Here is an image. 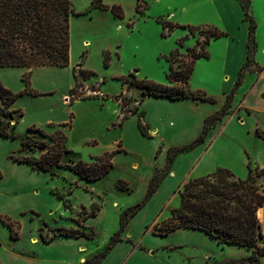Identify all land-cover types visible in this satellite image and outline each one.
<instances>
[{
  "label": "crops",
  "instance_id": "crops-1",
  "mask_svg": "<svg viewBox=\"0 0 264 264\" xmlns=\"http://www.w3.org/2000/svg\"><path fill=\"white\" fill-rule=\"evenodd\" d=\"M227 2L233 3L239 12L237 20L231 23L232 30L225 28L226 32L224 31L226 39L233 42L235 32L240 27L239 24L245 20L241 19L243 11L239 1L227 0ZM249 3V9H253V15L257 19L255 56H253L249 70H246L242 83L240 82L232 94L233 101H235L234 108L231 109L232 113L225 120H221L222 125L207 145L204 146L203 142L186 152L173 156L170 162L167 160V153L170 149L183 147L195 141L203 132L205 120L222 109L226 101L225 95L229 94L241 67L246 62L247 40L246 44L245 40L242 44V58L235 63L229 76L231 86L219 100L208 95L204 88H190L188 80L190 92L204 93L213 98L214 103L192 99L170 100L162 97H143L139 92L137 94L140 95L141 100L136 114L130 112L129 116L122 121L120 114L114 122H111L110 128L107 127L109 122L104 124L103 129L112 131V138L105 146L107 150L116 151L115 155L124 153L134 157L130 169H133L135 173V181L132 184L127 182V186L133 189L132 195L138 199L135 204L145 198L150 181L156 172L169 168L170 164H173V171L170 176L161 177L154 193L145 205L129 218L126 238L116 242L102 258L100 264H225L229 261L245 259L250 255V252L243 247L221 246L215 239L198 230L178 229L166 236L152 234L154 225L169 218L171 210L179 206L180 199L177 191L187 179L205 176L217 168L228 169L236 177L245 179L249 168L264 169V141L257 138L254 133L256 128L264 130V62L257 60L259 54L264 56V44H261V39L258 37L262 26L260 19L264 18V0H249ZM217 14L223 21V12L219 11ZM213 42L217 41H210L206 47L211 46ZM226 70L227 68L223 67V72ZM29 71H31L29 88L46 97L36 98L37 96L24 92L25 83L22 78ZM227 79V77L224 78V80ZM0 83L14 94L21 93L9 109L23 113L19 123L12 127L14 136L21 133L16 137L18 142L14 141L16 138L0 136V154L5 167L3 170L0 164V216L9 218L19 225L18 237L12 239L8 227L0 221V229L5 233V240L0 238V248L8 254L13 264H79L76 249L81 247L85 240L58 237L52 243H44L37 232L36 219L29 216V214L39 216L44 221L42 201L38 197V192L36 190L34 192L36 186H32L31 192L28 191L29 186L24 183L25 180L18 173L22 176L41 178L44 181L45 191L48 194L45 196L46 200L50 205H54L53 209H56L55 211L48 210V219L51 218L49 223L57 219L60 227L69 228V223L61 219L67 214L63 202L50 192L57 184L48 171L33 169L26 163H16L10 155L18 153L22 148L21 138L30 128L60 129L65 134L66 143L70 140L71 128L68 123L72 115L67 106L73 105L69 97L70 90L75 85L73 69L70 64L66 67L49 66L33 69L3 67L0 68ZM167 85L171 86L170 83ZM92 94H94L92 97L102 96L98 90ZM79 101L80 99L75 100L76 103ZM117 103L119 104V101ZM138 113H143L141 122L147 126L150 138L144 137L137 127ZM236 113L244 116L243 124L238 122ZM238 124L245 128L239 127ZM214 125L212 127H215ZM211 149L217 156L213 163L208 159L212 152H209ZM110 152L105 151V153ZM97 156L101 154L90 156V158ZM180 166L182 170L179 169ZM118 180L126 182L124 179ZM14 182L17 184L14 185ZM81 182L87 186V190L93 184L80 179L79 186L70 192V198H73L75 189L82 187L86 190ZM258 184L264 194V176L258 179ZM97 197L98 195L92 196L80 205L89 208L95 203ZM6 199L8 201L5 207ZM29 200L32 202L29 203ZM102 207L99 208L95 217L87 220L89 227L94 228L93 222L101 216ZM257 216L264 242V204L258 210ZM18 218L22 221L16 220ZM25 222L35 223V231L29 234L26 242L23 241L21 232ZM54 245L63 246L68 252L61 253L55 259L53 256L49 259L42 258L39 250ZM259 264H264V256L259 257Z\"/></svg>",
  "mask_w": 264,
  "mask_h": 264
},
{
  "label": "rangeland",
  "instance_id": "rangeland-1",
  "mask_svg": "<svg viewBox=\"0 0 264 264\" xmlns=\"http://www.w3.org/2000/svg\"><path fill=\"white\" fill-rule=\"evenodd\" d=\"M92 1L71 0L74 11L79 15H73L69 20V64L77 72L79 70L86 71L90 73V76L84 78L82 86L76 88V94L80 98L79 102L76 103L75 100L77 99H73L69 93L73 105L67 106L72 118L68 123L71 130L66 127L70 130V140L67 141L66 148L70 150L63 154L60 168L52 167L48 170L51 178L57 184L52 190L61 194L67 202L66 207H64L67 214L61 219L69 223V228L60 227V222L57 219L49 223L51 218L48 219V210L55 211L56 209H53L54 205H50L46 200L45 196L48 194L45 191L44 181L41 178L22 176L21 173H18L25 180L24 183L29 186L28 191L31 192L32 186H36L34 192L35 190L38 192V197L42 201L41 209L44 221L39 216L29 214L37 221L39 236L41 234L46 239L51 238L52 243L58 237H63L60 234L61 232L63 234L65 230L75 232L71 233L70 238L77 233L82 235L80 238L85 241L81 247L76 249L79 264H100L102 258L99 256L106 247L114 239L124 240L126 238L129 218L124 216V213L138 200L132 195L133 189L127 186L135 181V173L132 171L133 169H130L134 157L124 153L115 155L113 160L104 159L106 164L109 162L112 164L109 172L99 180L93 181L88 190L87 186L81 182L88 192L81 187L75 189L73 198H70V192L79 186L80 179L68 167L79 160L91 164L96 159L103 158V155L106 154L105 151L110 152L105 146L112 138V131L103 129L104 124L109 122L107 127L110 128L111 122H114L120 114L127 117L130 112L138 109L141 97L137 93L141 91L135 87L122 85V79L131 77V74L137 80L146 79L157 84L167 85L169 83L167 74L171 66L176 69L179 64L184 63L187 66L190 63V58L187 55L188 49L192 53L205 49L201 46L203 37L199 31H206V28L209 27L217 28L223 32L225 28L232 30L231 23L233 20H237L239 13L238 8L233 3H228L227 0H140V3L139 0H101L102 5L107 7L105 10L90 9ZM112 7L119 8L120 13L114 14L111 11ZM257 9H259L258 6ZM219 11L224 14L223 21L217 14ZM249 14L255 20L257 30V19L253 15V9H249ZM260 22L262 26L258 37L261 39V44H264V18H261ZM170 25L175 27L168 30L167 27ZM177 26L194 28L193 36L189 34L188 29H181ZM239 26L233 42L222 37L216 40L217 42H213L211 46L206 47L207 58H200L195 61L192 74L188 79L190 88H204L208 95L219 100L231 86L229 76L235 63L241 60L242 44L244 40L246 44L248 38L247 21H243ZM175 51L178 52L177 56H175ZM254 53L255 48L249 54L250 62L247 64L245 62L243 65L241 83L246 70H249L248 68L253 62ZM257 60L264 62V56L259 54ZM223 67L227 68L224 72ZM225 77L228 79L224 80ZM97 90L102 96L92 97L94 95L92 93ZM225 96L227 97V95ZM39 97L46 96L39 94L36 98ZM85 97L91 98L81 99ZM230 101L229 110L233 109L235 105L233 95ZM2 111L0 123L6 126L9 134H12L15 120L4 115L5 108H2ZM16 116L17 114L14 115V117ZM227 117L228 115L222 121ZM236 118L240 124L244 123L243 115L239 116L236 113ZM222 121L216 123L215 127L210 126L207 130L204 146L213 138L217 129L222 125ZM73 122H75L74 125ZM238 126L245 128L243 125L238 124ZM34 129L42 130L43 135L36 131L25 133L21 141L26 136L31 137L32 142L29 143L31 147H24L19 153L10 155L17 159L37 161L40 155L52 144L51 137L56 142L59 139L53 136L57 130L55 128ZM59 131L61 130L59 129ZM20 135L21 133L16 134L15 138ZM14 141L18 142V139L16 138ZM41 143H44V146ZM209 152L211 154L208 159L213 163L217 156H215L213 149ZM100 154L101 156L90 158V156ZM1 158L0 154V164L3 166ZM172 165L170 164L169 168L156 172L154 175L157 178H161L163 175L170 176L173 171ZM2 168L5 170L4 166ZM179 169L182 170V166ZM251 169L257 170V172L264 170L257 167H251ZM118 179H124L126 182ZM13 184L16 185L17 183L14 182ZM97 195L94 204L98 208L103 206V212L93 222L94 229L86 223L91 218L89 214L92 206L85 208L80 204ZM7 201V199L4 201L5 207ZM30 202L32 201L29 200ZM16 220L22 221L21 218ZM34 224V222H25L23 230H20L24 242L28 241L29 234H33L35 231ZM13 230L18 234L19 226L14 225ZM4 235L5 233L0 229L2 240H5ZM261 243L264 245L263 241ZM67 252L66 248L57 245L39 250V254L44 259H49L51 256L55 259L61 253ZM0 264H13L3 248H0Z\"/></svg>",
  "mask_w": 264,
  "mask_h": 264
},
{
  "label": "trees",
  "instance_id": "trees-1",
  "mask_svg": "<svg viewBox=\"0 0 264 264\" xmlns=\"http://www.w3.org/2000/svg\"><path fill=\"white\" fill-rule=\"evenodd\" d=\"M242 11L243 18L248 23L247 38V56L246 64L250 62L249 54L255 48L254 33L256 23L249 14V0H238ZM140 3V0L138 1ZM102 9L107 7L102 5L101 0H93L90 9ZM114 14H119V8L112 7ZM73 15H79L74 11L71 0H0V68L3 67H66L69 65V20ZM174 25L167 27L168 30L174 28ZM181 29H188L190 35L193 36L194 28L177 26ZM198 30L197 28H195ZM203 37L201 43L205 47L212 40H218L225 37L226 34L217 28L209 27L206 31H199ZM181 40L179 41V43ZM178 43V44H179ZM178 52L175 51V56ZM190 63L185 66L184 63L179 64L176 69L170 67L167 74L169 85H161L149 80H137L135 76L125 77L122 79V85L127 87H135L141 91L143 97H162L170 100L192 99L209 103H214V99L206 96L201 92L192 93L188 88V79L193 71L195 61L200 58H207L205 49L200 52H190L187 50ZM244 67H241L238 77L226 97V101L221 110L211 115L205 120V126L202 134L191 144L170 149L167 153V160L170 162L173 156L186 152L194 146L204 142L205 135L210 126L221 121L225 116L232 112L230 108V100L232 94L241 82V73ZM31 71L23 75L22 80L25 83V93L39 95L31 91L29 88V78ZM90 76L89 72L73 69L74 87L70 90L73 99H80L76 94V88L82 86V80ZM129 76V75H128ZM21 93L14 94L5 89L0 83V115L3 114L2 108L6 111L4 115L15 120V126L23 116L21 111L11 110L10 106ZM85 97L81 99H89ZM136 114V109L133 110ZM14 117V115H16ZM143 113H138L137 127L144 137L150 138L147 132V126L141 122ZM126 117L122 116V120ZM121 123V122H120ZM38 132L43 135L42 130L30 128L28 132ZM255 136L264 141V130L255 129ZM0 136L4 138H15L13 134H9L5 125L0 123ZM53 136L59 138L56 141L51 137L52 144L42 153L37 161L22 160L11 156L16 163H26L31 168L43 172H47L52 167H61V159L63 154L68 153L66 148L65 135L56 130ZM32 142L31 137L26 136L22 141V148L29 147ZM44 146V143H41ZM31 147V146H30ZM116 151L106 153L103 158H98L94 163L87 164L83 161L73 162L68 167L75 173L79 179L86 182L97 181L106 175L111 169L112 164L105 163L104 159L111 160ZM264 176V170L253 171L248 169V175L245 179L236 177L230 170L225 168H217L214 172L205 176L189 179L182 184L177 191L179 195V206L171 210L169 218L155 224L152 234L157 236H166L178 229H191L203 232L207 236L216 240L221 246L236 245L245 248L250 255L241 260L229 261L225 264H259V257L264 256L263 236L261 233V225L258 220L257 212L264 204V194L258 184V179ZM161 178L155 175L150 181L145 198L134 206L128 208L124 216L131 218L141 209L148 199L154 193ZM51 193L63 202L66 207L67 202L63 196L54 190ZM99 208L92 205L89 217H95ZM0 221L6 225L10 231V237L16 239L18 235L14 232L13 226L18 225L17 222L9 218L1 217ZM74 231L65 230L60 236L70 238ZM82 235L75 234L71 238H80ZM41 240L48 244L51 238L46 239L40 234ZM114 239L100 254L103 258L112 246L118 242Z\"/></svg>",
  "mask_w": 264,
  "mask_h": 264
},
{
  "label": "bare ground",
  "instance_id": "bare-ground-1",
  "mask_svg": "<svg viewBox=\"0 0 264 264\" xmlns=\"http://www.w3.org/2000/svg\"><path fill=\"white\" fill-rule=\"evenodd\" d=\"M33 243H35V242H33Z\"/></svg>",
  "mask_w": 264,
  "mask_h": 264
}]
</instances>
